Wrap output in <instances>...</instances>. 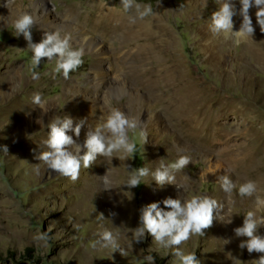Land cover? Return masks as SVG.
Segmentation results:
<instances>
[{
	"label": "rangeland",
	"instance_id": "374dc122",
	"mask_svg": "<svg viewBox=\"0 0 264 264\" xmlns=\"http://www.w3.org/2000/svg\"><path fill=\"white\" fill-rule=\"evenodd\" d=\"M5 1L0 0V146L6 145L8 152L0 150V264H149L145 259L149 255L154 257V264H179L173 250L158 245L150 234L136 243L132 230L139 227L140 210L148 204L195 195L210 196L223 208L214 212L213 225L205 235L192 236L180 246L185 253L196 254L200 264H252L264 255L241 250L239 244L247 238H238L233 231L243 225L248 211H255V195L241 198L239 185L255 181L257 194L264 198V33L256 23L255 8L250 10L255 33L237 47L209 30L212 13L224 0H134L142 9L150 6L149 16L157 18L154 53L151 48L145 49L148 56L140 64L134 63L130 49L122 48L118 57L111 45L113 37L104 39L95 33L106 44V64L102 67V60L89 47L72 41L73 50L83 49V62L65 79L62 72L55 71V61L43 58L36 66L27 41L12 27L19 14L34 15L31 0H19L23 9L17 13L5 8ZM94 1L48 0L53 12L47 20L56 25L67 19L68 24H79L76 15L67 18L66 10H77L82 17L92 10ZM99 1L123 6L121 0ZM233 3L239 10L238 0ZM233 19L234 30L238 31L242 18ZM57 31L62 37L68 36L64 29ZM46 32L54 31L35 22L33 43L41 42ZM169 36H173V42L166 44ZM155 56L161 61H155ZM116 58L121 63L117 71L112 66ZM176 64L184 70L174 72L182 79L178 87L166 81ZM152 70L156 71V79L162 78L159 85L147 76ZM34 72L39 79H32ZM16 76L11 85L9 80ZM101 77L107 84L99 89ZM180 83H196L195 88L199 86L203 91L206 106L214 104L212 109H218L216 135L209 131V123L202 142L186 140L170 124V101ZM34 93L41 94L44 110L29 106L34 104ZM147 105L156 111L148 124L144 121ZM94 108L101 109L104 116L111 109H119L138 121L137 129L128 134L136 150L123 158L125 172L119 190L114 184L111 190L103 189L106 157H97L89 168L82 167L76 181L49 170L35 158L47 150L43 139L51 120L69 116L76 125L81 122L77 118L80 112ZM93 124L96 126L95 120ZM180 156L191 158L190 165L175 173V182L182 188L175 184L161 188L151 172ZM115 167L120 168L119 164ZM139 168L149 169V175L138 187L129 189L126 181ZM224 175L237 186L231 194L218 183ZM256 215L264 216V209ZM104 230L113 233L125 250L124 256L97 243ZM257 232L264 235V225ZM45 233L46 242L35 239Z\"/></svg>",
	"mask_w": 264,
	"mask_h": 264
},
{
	"label": "clouds",
	"instance_id": "9594fccd",
	"mask_svg": "<svg viewBox=\"0 0 264 264\" xmlns=\"http://www.w3.org/2000/svg\"><path fill=\"white\" fill-rule=\"evenodd\" d=\"M239 10L233 0H224L219 10L211 16L209 30L216 36H222L224 40L231 41L235 46H240L249 37H253L255 28L250 15L252 8L256 9L255 18L261 33H264V0H238ZM123 8L128 11L132 8L134 0H121ZM7 6V4H6ZM140 18L151 13L150 6L136 4ZM242 18L239 30H234V17ZM35 24L33 17L22 13L12 22L18 37L21 35L27 41L28 48L32 52V62L39 66L43 58L49 62L55 61V71L62 72L65 79L69 74L77 70L82 64L83 49L73 50L70 45V37H62L59 31L46 32L39 43H33L32 28ZM32 79H39L38 73L32 74ZM32 102L41 109H45V101L41 94L34 93ZM74 121L69 116L55 118L48 124V138L44 142L47 150L40 152L35 158L43 162L47 168L55 173L76 181L79 178L82 167L89 168L97 157H112L114 153H120V158L132 156L136 150V144L129 139V132H134L138 127V121L127 116L119 109H111L106 116L100 118V123L87 134L83 145L78 144L69 132H74L79 138L84 121L73 127ZM143 135V134H142ZM86 149L83 155L81 152ZM0 150L8 152L7 146H0ZM191 163L188 156H180L171 164H160L155 171L151 172L153 180L161 188L166 184H176L175 173L181 171ZM149 175V169H134L129 175L126 186L129 189L140 185L143 178ZM104 190H111V180L108 174L101 178ZM222 190L231 194L237 186L227 176L219 177ZM182 188L181 185H177ZM255 181H247L240 184L238 194L241 198L255 195V211H248L244 216L243 225L233 231L238 238L246 237L239 244L241 250L247 249L249 254H264V235L258 234L260 225H264V216L257 217L256 212L264 209V198L258 194ZM161 203L164 207H161ZM223 205L210 196L195 195L191 198L173 199L165 198L160 202H153L140 210L139 227L133 229V238L136 243H141L146 234H150L154 241L164 247L173 250V256L179 264H200L194 253H185L180 246L189 241L192 236L205 235V230L213 225L214 212L222 210ZM169 209V210H165ZM101 217H103L101 215ZM35 239L47 241V234H39ZM102 247H112L124 256L125 250L120 248L113 233L104 230L100 241ZM149 264H154V257H145ZM252 264H264V255L253 260Z\"/></svg>",
	"mask_w": 264,
	"mask_h": 264
},
{
	"label": "bare ground",
	"instance_id": "6f19581e",
	"mask_svg": "<svg viewBox=\"0 0 264 264\" xmlns=\"http://www.w3.org/2000/svg\"><path fill=\"white\" fill-rule=\"evenodd\" d=\"M18 1L19 0H7L4 2V6L5 8L8 7L12 9L13 12L17 13L19 10L23 9V6L18 4ZM96 1L97 2L94 1L95 3L93 4L92 10L88 11L85 14V16H82V17H81V13L77 10H74V9L66 10L67 18H70V17L72 18L76 15L77 17L76 20L79 22V24H68L67 22L68 19L67 21L63 20L62 22H60L59 25H56L55 23L49 24L47 17L52 14L53 10L49 8L48 0H37V1L31 0L32 6L34 7V15H31V16L33 17L34 21L37 24L41 26H46V27L48 26L53 31H57L59 29L66 30L67 35L70 37V42L72 41H75L78 43L80 42L82 46L89 47L92 50V53L95 55V57L102 60L103 62L101 65L102 67L106 64L107 48H106L105 42H102L103 40L100 41L99 38L95 37L94 35L95 33H97L98 35H100V37L104 39L108 37H111V38L113 37L112 38L113 42L111 41L113 44L111 45H113L114 55L116 56H118L117 54H119L122 48L130 49L131 54H132V57H131L132 59L130 58V60L134 63L138 62L140 64V61H142L143 58L148 56V52L145 51V49L151 48L152 50L151 54L154 53L153 51L155 47L153 46L152 42L156 37L155 31H154L155 29L154 23L157 20L156 17L147 15L144 18H140L139 13L136 8V4L134 3L131 9H129L128 11H125L123 6L116 7V5L113 6L110 3H105L99 0H96ZM140 10L143 11L142 8ZM165 31L169 32L167 29H165ZM91 32L93 34L89 35L88 33H91ZM172 37L169 36V38L165 39L164 42L166 44H169L172 40ZM169 40L170 42H168ZM116 43H119V46ZM138 53H139V56L136 55L137 57L136 56L133 57L134 54H138ZM156 56L154 60L157 62L161 61L160 59H157ZM120 64L121 63H119V58L118 59L116 58L112 65L114 66L115 71L120 70V66H121ZM174 72L175 74L177 72L183 73L184 70L183 68H180L178 64H176L175 70H173V72L171 73L172 77L170 76V79H168L169 76L166 77L167 78L166 81L167 82L168 80L170 81L168 84L170 85L174 84L175 86L178 87L179 86L178 83L181 82L182 79L180 80L179 77L181 76L177 77L179 74L176 76ZM17 76L9 80V83H11V85L14 84V81L16 78L18 79L19 76L18 77ZM147 76L150 78V80L154 79L153 84L159 85L160 84L159 81L162 80V78L156 79L155 70H152L151 73ZM101 80L99 79V83L97 85L99 89L104 88V86L107 84L106 81H104L105 80L104 78L101 77ZM189 82H192V81L190 80ZM181 85L182 86H180L178 89L175 90L176 95L173 97V100L170 101V110L167 114V116L171 118L169 122L173 127L178 129L179 136H181L182 138H185L186 140L188 138L189 139L193 138L198 142H202L204 132L206 131L205 129L206 124L208 125L210 123L209 131L214 133V126L215 124L218 123L217 121L219 118V111L218 109L216 110L212 109V105L214 106V104H210V107L206 106V101H205L204 95L202 94L203 91H201V88H199V86L195 88L196 83L195 84L193 83L192 84H181ZM116 88H119V87H116ZM29 106L33 108H37L39 111L41 110V108H39L35 104H30ZM146 107H147L146 109L147 111L145 112L146 119H144V121L146 124H148L149 120L154 119V117L156 116V111H154L153 108L149 109L148 105ZM104 115L105 113L101 109L94 108V110H91V111L84 109L82 112L79 113L77 117L78 119H81L80 121H84V125L81 129V134L79 138L75 136L74 132H69L68 135L72 136L73 139L76 140L78 144L83 145L86 139L87 132L91 128L94 129L97 126V124L100 123V118ZM92 117L97 123L96 126L93 124L94 120H92ZM73 127H75V124H73ZM214 134L216 135L217 133L215 132ZM47 138H48V133L45 134L43 142H45ZM103 162H106L107 167H108L107 170L105 171V174H108L109 179L112 182L111 184H114L116 186V189L119 190L120 188L119 182H120V179L122 178L121 176L125 172L124 159L120 158V153H115L114 157L110 159L108 158L103 159ZM117 164H119V167H120L118 169L115 167V165Z\"/></svg>",
	"mask_w": 264,
	"mask_h": 264
},
{
	"label": "trees",
	"instance_id": "16d2710c",
	"mask_svg": "<svg viewBox=\"0 0 264 264\" xmlns=\"http://www.w3.org/2000/svg\"><path fill=\"white\" fill-rule=\"evenodd\" d=\"M27 252H28V254H29V253H30V250H28ZM11 256H13V255L11 254Z\"/></svg>",
	"mask_w": 264,
	"mask_h": 264
}]
</instances>
